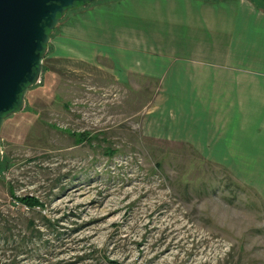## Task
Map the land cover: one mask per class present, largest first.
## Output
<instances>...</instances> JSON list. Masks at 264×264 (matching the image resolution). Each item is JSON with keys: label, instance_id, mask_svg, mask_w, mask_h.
Returning a JSON list of instances; mask_svg holds the SVG:
<instances>
[{"label": "rangeland", "instance_id": "obj_1", "mask_svg": "<svg viewBox=\"0 0 264 264\" xmlns=\"http://www.w3.org/2000/svg\"><path fill=\"white\" fill-rule=\"evenodd\" d=\"M114 1L61 16L40 79L5 116L0 264H264V145L209 158L215 145L205 153L163 134L157 83L115 81L91 64L108 51L92 42L93 27L139 34L115 28L135 16Z\"/></svg>", "mask_w": 264, "mask_h": 264}, {"label": "crops", "instance_id": "obj_2", "mask_svg": "<svg viewBox=\"0 0 264 264\" xmlns=\"http://www.w3.org/2000/svg\"><path fill=\"white\" fill-rule=\"evenodd\" d=\"M111 6L135 16L115 28L139 34L117 39L114 28L93 27L92 42L108 51H96L91 64L115 81L133 77L157 83L153 105L162 115L163 134L180 136L205 153L207 145H215L209 158L216 149L242 153L244 143L255 145L252 153L259 155L264 10L248 0H117Z\"/></svg>", "mask_w": 264, "mask_h": 264}, {"label": "water", "instance_id": "obj_3", "mask_svg": "<svg viewBox=\"0 0 264 264\" xmlns=\"http://www.w3.org/2000/svg\"><path fill=\"white\" fill-rule=\"evenodd\" d=\"M91 1L0 0V131L5 116L23 108L27 91L40 79L50 32L61 16Z\"/></svg>", "mask_w": 264, "mask_h": 264}, {"label": "trees", "instance_id": "obj_4", "mask_svg": "<svg viewBox=\"0 0 264 264\" xmlns=\"http://www.w3.org/2000/svg\"><path fill=\"white\" fill-rule=\"evenodd\" d=\"M251 1L253 3H256L257 8L259 7L261 9H264V0H251ZM4 168H5V164L3 162L1 163L0 173L2 170H4ZM11 195L13 196V201L20 203L24 207H27L29 209L34 207L43 208V204L37 198H34L32 196L17 197L14 195L12 191H11Z\"/></svg>", "mask_w": 264, "mask_h": 264}, {"label": "built area", "instance_id": "obj_5", "mask_svg": "<svg viewBox=\"0 0 264 264\" xmlns=\"http://www.w3.org/2000/svg\"><path fill=\"white\" fill-rule=\"evenodd\" d=\"M14 202H16V201H14ZM16 203H18V202H16ZM27 208V207H26Z\"/></svg>", "mask_w": 264, "mask_h": 264}]
</instances>
